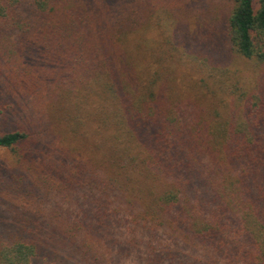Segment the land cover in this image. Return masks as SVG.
<instances>
[{"label": "trees", "instance_id": "obj_1", "mask_svg": "<svg viewBox=\"0 0 264 264\" xmlns=\"http://www.w3.org/2000/svg\"><path fill=\"white\" fill-rule=\"evenodd\" d=\"M149 3L0 0V264L98 262L121 228L264 264V0H223L222 55L187 48L207 73L190 98L137 41ZM230 54L261 66L250 89L224 78ZM157 244L151 264L187 263Z\"/></svg>", "mask_w": 264, "mask_h": 264}, {"label": "rangeland", "instance_id": "obj_2", "mask_svg": "<svg viewBox=\"0 0 264 264\" xmlns=\"http://www.w3.org/2000/svg\"><path fill=\"white\" fill-rule=\"evenodd\" d=\"M149 2L152 4L149 3V6L144 8L143 23L140 26L141 35L137 41L142 46L153 48L159 54L173 57L172 69L177 67L174 75L176 83L180 84V89H183L185 95L190 98L194 91L198 94L193 85L199 83L207 73L200 72L197 65L190 61L187 48L191 47L197 53H201L205 48L204 51L207 50L209 55L216 59L222 55V49L215 51L212 43L216 39L215 33L218 30L216 16L223 8V0H149ZM222 57L229 62L228 72L224 78L229 77L230 84L235 82L243 89L244 87L246 90L250 89L253 81L262 72L261 66L242 60L235 54ZM16 119L14 115L6 116L5 128L15 125ZM4 157L5 155H0L2 159L0 174L6 167ZM8 200L10 199H5L6 204ZM0 208L5 209V204H0ZM71 209L75 213L78 210L74 204L71 205ZM180 236L179 234L173 237L164 234L160 236L163 244L168 242L177 259L186 261V264H221L217 257L208 255L201 246H192L184 240V237L182 242ZM160 237L154 239L151 236L148 238L137 234L134 239L129 232L121 228V231L105 237L106 243L102 241L99 246L94 247L99 260L91 264H151L153 260L151 253L153 248H157ZM57 248L59 247L47 248V253H60L61 257L51 259L47 254V259H38L37 264H89L84 263L78 254H69L66 250L67 254Z\"/></svg>", "mask_w": 264, "mask_h": 264}]
</instances>
